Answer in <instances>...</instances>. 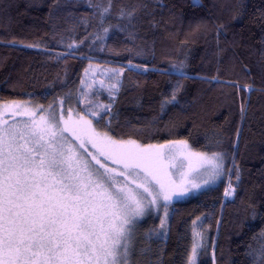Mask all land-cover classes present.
<instances>
[{
  "label": "trees",
  "instance_id": "1",
  "mask_svg": "<svg viewBox=\"0 0 264 264\" xmlns=\"http://www.w3.org/2000/svg\"><path fill=\"white\" fill-rule=\"evenodd\" d=\"M90 66L105 77L85 90ZM9 102L105 131L96 110L116 139L222 155L220 181L167 205L163 229L136 222L132 264H187L194 243L195 264H264V0H0Z\"/></svg>",
  "mask_w": 264,
  "mask_h": 264
},
{
  "label": "snow or ice",
  "instance_id": "2",
  "mask_svg": "<svg viewBox=\"0 0 264 264\" xmlns=\"http://www.w3.org/2000/svg\"><path fill=\"white\" fill-rule=\"evenodd\" d=\"M100 107L111 111V105ZM44 111L0 104V264H132L136 221L161 198L166 208L173 195L184 194L170 179L168 168L175 165H165V145L114 138L100 111L89 110L105 131L86 115L74 119L70 112L57 121ZM191 155L208 173L205 184L221 175V154ZM234 191L229 184L225 197ZM198 246L187 264H195Z\"/></svg>",
  "mask_w": 264,
  "mask_h": 264
},
{
  "label": "rangeland",
  "instance_id": "3",
  "mask_svg": "<svg viewBox=\"0 0 264 264\" xmlns=\"http://www.w3.org/2000/svg\"><path fill=\"white\" fill-rule=\"evenodd\" d=\"M99 70L100 68L95 67V66H90L87 69V72L85 73V77H84L86 79L85 80L86 86L84 85L85 90L97 84V80L94 76L96 73L100 74V76L102 77H105V74ZM96 86H100V84L98 83ZM21 104H24L26 107L31 109V107L28 106L27 104L25 103H21ZM21 111H23V109H21ZM45 112L46 110L44 111L43 114L49 115L54 112V109L49 111V113L48 112L45 113ZM70 112L73 115V118L75 119L78 113H76L72 109H69V111L66 112V114L64 113L61 114L59 111L57 112V114L54 112V114H55L56 120L59 121L61 116H63L66 119ZM38 116H39V113H38ZM27 119H28L27 116L25 117L17 116L15 118L16 121H25ZM12 122H9V123H12ZM64 135L67 136L68 139L71 140V136L68 133H65ZM165 152L169 153V157L165 161V165L166 166L169 164L175 165L173 167L168 168V171L170 172V179L174 181V184L177 187V190L183 191L184 193L183 195H173L172 200L167 202V205H170L171 203L175 201L185 200L190 196L197 195L199 192L204 191L209 187H213L220 181L223 175V169H222L221 175H219L218 177H216L214 180L210 181L209 183L205 184V180L209 179L208 173L204 168L200 167V161L194 155H191L196 152L190 150L188 147H184V145L179 142H174L172 144L166 145ZM208 156H211V154H208ZM181 163L183 165L182 167H181ZM185 174H186V178H185ZM196 185H199V187H197ZM224 197H225V193H224ZM158 204L160 205L159 207L152 206L146 214L152 213L154 217H159L163 219L165 217V212H166L165 211L166 208L163 206L165 204V201H163V199L161 198L158 201Z\"/></svg>",
  "mask_w": 264,
  "mask_h": 264
}]
</instances>
